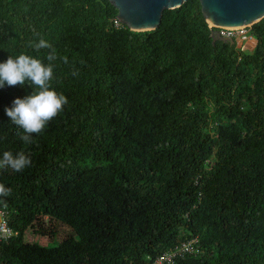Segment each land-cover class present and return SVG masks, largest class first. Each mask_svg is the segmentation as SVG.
<instances>
[{"label":"trees","instance_id":"trees-1","mask_svg":"<svg viewBox=\"0 0 264 264\" xmlns=\"http://www.w3.org/2000/svg\"><path fill=\"white\" fill-rule=\"evenodd\" d=\"M116 15L108 0H0V63H52L67 99L25 144L4 109L32 89L0 88V156L31 160L0 170L14 233L0 264H147L195 238L173 264H264V18L241 50L211 37L197 0L152 31Z\"/></svg>","mask_w":264,"mask_h":264},{"label":"clouds","instance_id":"clouds-1","mask_svg":"<svg viewBox=\"0 0 264 264\" xmlns=\"http://www.w3.org/2000/svg\"><path fill=\"white\" fill-rule=\"evenodd\" d=\"M250 27L237 28L250 29ZM209 28L212 29L211 27ZM219 30L220 29H218V32ZM223 39L231 40L226 38ZM252 39V42H255L252 47L247 46V49H241L240 47H243V45L239 44L240 46H238V42L235 39L236 46L241 50H252L257 43L253 37ZM32 46L37 51L40 49H49L50 52L46 59L48 61L55 59V50L45 39L40 38L39 41ZM73 75H76V72H73ZM52 78L53 64H45L41 59L28 54L21 53L16 57L9 56L5 62L0 63V88H4L5 85L9 87L17 85L23 87L28 85L32 89L29 95H26L22 99H14L11 107L4 109L5 115L12 124L22 130V134L18 133V135L20 140L25 144L32 143L33 136L42 133L48 122L54 119L67 103V99L63 94L57 93L51 88L50 81ZM30 164V158L23 152H18L14 155L11 151H5L2 156H0V170L11 169L13 172H21L30 166ZM10 192V188H6L3 184H0V197H5L9 195ZM190 240L195 242L192 244L193 252L187 255L195 254L198 251V240L195 238L186 241Z\"/></svg>","mask_w":264,"mask_h":264},{"label":"water","instance_id":"water-1","mask_svg":"<svg viewBox=\"0 0 264 264\" xmlns=\"http://www.w3.org/2000/svg\"><path fill=\"white\" fill-rule=\"evenodd\" d=\"M188 0H108L116 9L118 24L134 32L156 29L165 10L181 7ZM200 11L211 27V37H220L218 29L250 27L264 18V0H197Z\"/></svg>","mask_w":264,"mask_h":264},{"label":"built area","instance_id":"built-area-1","mask_svg":"<svg viewBox=\"0 0 264 264\" xmlns=\"http://www.w3.org/2000/svg\"><path fill=\"white\" fill-rule=\"evenodd\" d=\"M219 34L221 37L226 39H236L238 43H244V46L240 47L241 49H247V46H254L255 42H252V36L249 33V29L247 28H222L219 30ZM13 232L8 227L6 222L4 221V214L0 211V240H7L13 236ZM195 241L190 240L177 245L176 247L170 249L169 251L161 254L153 261L147 264H173V260L176 257H181L185 254L192 253V244Z\"/></svg>","mask_w":264,"mask_h":264},{"label":"rangeland","instance_id":"rangeland-1","mask_svg":"<svg viewBox=\"0 0 264 264\" xmlns=\"http://www.w3.org/2000/svg\"><path fill=\"white\" fill-rule=\"evenodd\" d=\"M239 44H241V45L244 46V43H237L238 46H240ZM27 239H28L29 241L34 239V237H32V234H31L30 232H29V234H28ZM42 242H43V241H41V243H42Z\"/></svg>","mask_w":264,"mask_h":264}]
</instances>
